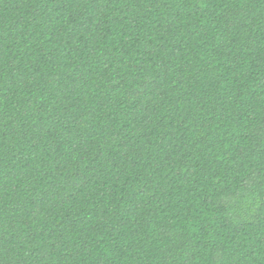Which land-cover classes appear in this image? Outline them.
<instances>
[{
	"label": "trees",
	"instance_id": "trees-1",
	"mask_svg": "<svg viewBox=\"0 0 264 264\" xmlns=\"http://www.w3.org/2000/svg\"><path fill=\"white\" fill-rule=\"evenodd\" d=\"M0 264H264V0H0Z\"/></svg>",
	"mask_w": 264,
	"mask_h": 264
}]
</instances>
